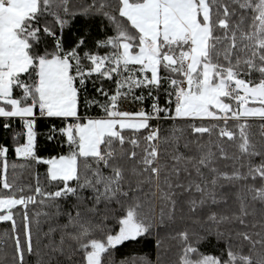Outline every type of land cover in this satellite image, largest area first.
<instances>
[{
    "label": "snow or ice",
    "instance_id": "obj_1",
    "mask_svg": "<svg viewBox=\"0 0 264 264\" xmlns=\"http://www.w3.org/2000/svg\"><path fill=\"white\" fill-rule=\"evenodd\" d=\"M0 120V264H264V0H0Z\"/></svg>",
    "mask_w": 264,
    "mask_h": 264
},
{
    "label": "trees",
    "instance_id": "obj_2",
    "mask_svg": "<svg viewBox=\"0 0 264 264\" xmlns=\"http://www.w3.org/2000/svg\"><path fill=\"white\" fill-rule=\"evenodd\" d=\"M91 0H71V6L73 10L79 11L84 7H87V4L90 3ZM131 107V106H130ZM259 121L253 122L251 133L255 139L260 138L261 129L259 126ZM47 121L41 120L38 122V131L42 134L39 137V142L41 145V154L47 157L48 155H54L55 152L52 150L51 145L47 144L44 139V133L47 132ZM3 120H0V143H8L12 144V136L14 132H20L22 130L20 123L13 122V128L10 130H5L3 128ZM9 161L17 162L15 160L14 154L10 153ZM46 171L45 166L34 167L32 171H24L23 180L24 182L35 184V176L36 173L40 174L41 183H43V176ZM46 230V229H45ZM5 231H10V225L7 222H0V235H2ZM163 236L164 234L161 233ZM215 244V239L210 237L209 240L202 246V250L208 254H214L215 248L213 245ZM175 241L166 240L164 246L161 249H157L155 246V237L145 239H140L137 241H129L125 242L124 245L119 246L116 251L117 259H127V260H139L141 257H147L153 261L157 259L158 254L161 256V259H167L175 264V260L179 253V249L175 247ZM168 250L167 256H164V252ZM5 252H7L9 258L11 254V247L9 246L7 249L3 248V245L0 244V261L5 259ZM34 264V258H33Z\"/></svg>",
    "mask_w": 264,
    "mask_h": 264
}]
</instances>
